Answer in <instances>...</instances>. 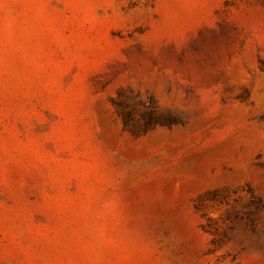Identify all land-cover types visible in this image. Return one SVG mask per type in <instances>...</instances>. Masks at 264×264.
I'll return each instance as SVG.
<instances>
[{"label":"rangeland","instance_id":"rangeland-1","mask_svg":"<svg viewBox=\"0 0 264 264\" xmlns=\"http://www.w3.org/2000/svg\"><path fill=\"white\" fill-rule=\"evenodd\" d=\"M264 0H0V264H264Z\"/></svg>","mask_w":264,"mask_h":264},{"label":"bare ground","instance_id":"bare-ground-1","mask_svg":"<svg viewBox=\"0 0 264 264\" xmlns=\"http://www.w3.org/2000/svg\"><path fill=\"white\" fill-rule=\"evenodd\" d=\"M256 141L257 142H263L264 140H263V138L259 137V138L256 139Z\"/></svg>","mask_w":264,"mask_h":264}]
</instances>
